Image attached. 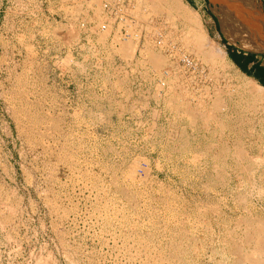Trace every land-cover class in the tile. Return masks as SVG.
Masks as SVG:
<instances>
[{"label": "rangeland", "instance_id": "rangeland-1", "mask_svg": "<svg viewBox=\"0 0 264 264\" xmlns=\"http://www.w3.org/2000/svg\"><path fill=\"white\" fill-rule=\"evenodd\" d=\"M135 5L209 81L129 104L131 77L68 52L82 0H0V264H264V87L229 57L264 48L231 46L208 0ZM146 63L169 66L153 50Z\"/></svg>", "mask_w": 264, "mask_h": 264}, {"label": "built area", "instance_id": "built-area-1", "mask_svg": "<svg viewBox=\"0 0 264 264\" xmlns=\"http://www.w3.org/2000/svg\"><path fill=\"white\" fill-rule=\"evenodd\" d=\"M91 1L82 0L88 18L77 22L79 35L76 39L69 35L68 52L72 57L80 53L82 58H89L92 61L89 73L131 77L134 92L139 94H134L129 104H142L143 101L148 104L152 100L155 105H163L170 83L179 88L194 89L198 79L210 80L205 67L168 35L163 19L149 17L140 21L135 17V0H100L98 19L93 16L95 6L90 4ZM128 42L135 44L136 51L131 60L122 62L117 51L121 44ZM149 50L165 58L168 68L157 73L148 67ZM145 73L151 76L148 84L139 79Z\"/></svg>", "mask_w": 264, "mask_h": 264}, {"label": "bare ground", "instance_id": "bare-ground-1", "mask_svg": "<svg viewBox=\"0 0 264 264\" xmlns=\"http://www.w3.org/2000/svg\"><path fill=\"white\" fill-rule=\"evenodd\" d=\"M253 2V1H252ZM250 0H210L217 7L213 12L217 16L220 32L224 38L232 39L231 46L247 52L239 47L241 44L258 45L264 48V15ZM199 23V22H198ZM203 39V38H202ZM183 41V40H182ZM202 41V40H201ZM197 46V45H196ZM200 49V48H199ZM217 50V49H216ZM200 51H198L199 53ZM148 53V52H147ZM201 53V52H200ZM212 53V52H211ZM221 54V53H220ZM217 54L220 61L223 55ZM256 54V53H252ZM264 54V53H258ZM216 56V55H215ZM214 56V58H215ZM84 58V57H83ZM206 58V57H205ZM209 61L211 58H207ZM147 66L148 63H147ZM150 67V66H149ZM228 69V68H227ZM230 69V68H229ZM233 70V69H232ZM249 92V91H248ZM252 146V145H251ZM242 153V152H241ZM252 163V162H251ZM238 164V163H237ZM243 166V165H242ZM244 170V169H243ZM205 177V176H204ZM247 177V176H246ZM250 179V178H249ZM184 180V179H183ZM160 182V181H159ZM115 187V186H114ZM121 189V188H120ZM157 190V189H156ZM162 190V189H161ZM164 190V189H163ZM209 190V189H208ZM115 191V190H114ZM166 192V191H165ZM175 192V191H174ZM167 193V192H166ZM107 195V194H106ZM162 196V195H160ZM191 197V196H190ZM193 197V196H192ZM186 199V198H185ZM196 199V198H195ZM211 199V198H210ZM258 199V198H257ZM173 201V200H172ZM195 201V200H194ZM166 203V202H165ZM188 203V202H187ZM168 204V203H167ZM146 205V204H145ZM179 205V204H178ZM173 206V205H172ZM193 208V207H192ZM197 208V207H196ZM200 208V207H199ZM57 209V208H56ZM162 209V208H161ZM164 210V209H163ZM177 210V209H176ZM161 212V211H160ZM183 212V211H182ZM194 212V211H193ZM203 212V211H202ZM178 213V212H177ZM181 213V212H180ZM188 213V212H187ZM214 213V212H213ZM192 214V213H191ZM193 217V216H192ZM202 217V216H201ZM205 217V216H204ZM171 218V217H170ZM182 218V217H181ZM194 218V217H193ZM167 219V218H166ZM175 219V218H174ZM185 220V219H184ZM182 223V222H181ZM180 223V224H181ZM177 224V223H176ZM202 224V223H201ZM208 224V223H207ZM227 224V223H225ZM174 225V224H172ZM262 225V224H261ZM147 226V225H146ZM171 226V225H170ZM180 226V225H179ZM189 228V227H188ZM205 228V227H204ZM163 229V228H162ZM194 229V228H193ZM202 230V229H201ZM211 230V229H210ZM194 232V231H193ZM144 234V233H143ZM188 234V233H187ZM258 234V233H257ZM171 235V234H170ZM207 235V234H206ZM225 235V234H224ZM129 236V235H128ZM147 236V235H146ZM190 236V235H189ZM113 237V236H112ZM131 237V236H130ZM250 238V237H249ZM192 239V238H191ZM210 239V238H209ZM250 240V239H249ZM242 241V240H241ZM240 241V242H241ZM173 242V241H172ZM238 243V242H237ZM248 243V242H247ZM169 244V243H168ZM184 245V243H183ZM247 245V244H246ZM164 246V245H163ZM173 249V248H172ZM177 249V248H176ZM206 249V248H205ZM182 250V249H181ZM239 250V249H238ZM238 250H234L236 253ZM177 251V250H176ZM168 253V252H167ZM177 253V252H176ZM185 253V252H184ZM229 253V252H228ZM202 254V253H201ZM191 255V254H190ZM174 257V256H173ZM244 257V256H243ZM252 257V256H251ZM165 258V257H164ZM153 259V258H152ZM162 259V258H161ZM186 259V258H185ZM168 260V259H167ZM253 260V259H252ZM162 261V260H161ZM144 262V261H143ZM163 262V261H162ZM178 262V261H177ZM192 262V261H191ZM174 263V262H173ZM176 263V261H175ZM174 263V264H175ZM168 264V262H167ZM179 264V263H178ZM240 264V263H239Z\"/></svg>", "mask_w": 264, "mask_h": 264}, {"label": "trees", "instance_id": "trees-1", "mask_svg": "<svg viewBox=\"0 0 264 264\" xmlns=\"http://www.w3.org/2000/svg\"><path fill=\"white\" fill-rule=\"evenodd\" d=\"M228 48V47H227ZM230 48V47H229ZM231 58L230 60L234 63V65L246 76L255 79L261 86L264 87L262 81H261V75L262 71L259 70L256 73H251L250 71L247 70V65L252 63L254 61L255 56L251 54L243 55L242 53L240 54H235L231 53L229 55Z\"/></svg>", "mask_w": 264, "mask_h": 264}, {"label": "crops", "instance_id": "crops-1", "mask_svg": "<svg viewBox=\"0 0 264 264\" xmlns=\"http://www.w3.org/2000/svg\"><path fill=\"white\" fill-rule=\"evenodd\" d=\"M205 1L206 0H192L193 5L197 9L199 7H203V5L205 4ZM258 1H259V5H260V8H261V11H262V13L264 15V0H258ZM230 50H231V53L240 54L238 51H236L234 49H230ZM243 55H247V54H243ZM251 55H253V54H251ZM246 68H247L248 71H250L253 74L258 72L259 70H261L262 71L261 81H262V83L264 85V57L258 58V56H255L254 61L252 63L248 64Z\"/></svg>", "mask_w": 264, "mask_h": 264}, {"label": "flooded vegetation", "instance_id": "flooded-vegetation-1", "mask_svg": "<svg viewBox=\"0 0 264 264\" xmlns=\"http://www.w3.org/2000/svg\"><path fill=\"white\" fill-rule=\"evenodd\" d=\"M208 1L210 2V0H208ZM213 7H214V8H213V10H214V9H217V7H216V6H214V5H213ZM213 14H214V16H215V18H216V20H217V24H218V19H217V16L215 15V13H214V12H213ZM218 28H219V24H218ZM219 32H220V29H219ZM220 34H221V35H222V37H223V34H222L221 32H220Z\"/></svg>", "mask_w": 264, "mask_h": 264}]
</instances>
